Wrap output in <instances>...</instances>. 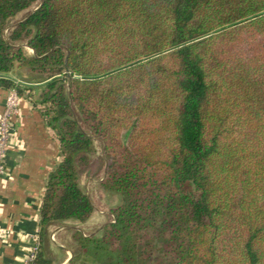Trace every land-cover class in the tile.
<instances>
[{"label":"trees","instance_id":"1","mask_svg":"<svg viewBox=\"0 0 264 264\" xmlns=\"http://www.w3.org/2000/svg\"><path fill=\"white\" fill-rule=\"evenodd\" d=\"M0 87L59 144L42 239L89 215L78 177L101 141L118 202L71 264H264V0H0ZM40 244L31 264H50Z\"/></svg>","mask_w":264,"mask_h":264},{"label":"crops","instance_id":"2","mask_svg":"<svg viewBox=\"0 0 264 264\" xmlns=\"http://www.w3.org/2000/svg\"><path fill=\"white\" fill-rule=\"evenodd\" d=\"M38 90L36 88L34 95ZM5 92L6 89L0 87V109ZM18 105L11 144L4 158L5 171L0 176V264H20L35 237L44 243L50 264H64L70 257L69 251L64 249L63 257L55 258L54 252L63 245L50 237V234L52 237L59 234L58 225L47 228L45 242L39 236L38 216L47 173L60 158L59 144L44 121L39 103L20 95Z\"/></svg>","mask_w":264,"mask_h":264},{"label":"rangeland","instance_id":"3","mask_svg":"<svg viewBox=\"0 0 264 264\" xmlns=\"http://www.w3.org/2000/svg\"><path fill=\"white\" fill-rule=\"evenodd\" d=\"M34 7V4L20 10L11 16L7 21V26L4 29V34L9 35L10 29L15 22L20 20L30 9ZM23 50L29 54L30 48L27 47L24 43H22ZM15 70H18V67H14ZM22 67L20 70L24 72L25 69ZM93 137L94 150L89 154V162L82 166L81 171L78 177V183L80 187L86 192L90 201L92 203V209L89 215L83 220H77L71 218V221H60L57 223H52L47 226V228H51V225H58L57 229L59 230V234H55L54 240L56 242L61 243L63 247H57L54 245V257L59 259L63 257L64 249L68 250L70 253V257H72L73 253H78L77 251H82L81 246L78 244V237L81 235H89L92 233L97 234L100 226L106 221H111L113 218V214L111 213V208L118 202L117 193L107 188L103 185V174H104V165L100 172H95L97 165L100 163L99 161V151L101 149V141L97 135L91 134ZM74 220V221H73ZM72 225L73 227L70 228ZM49 231V230H48ZM48 231H46L43 241H47L48 239ZM56 247V248H55ZM53 255V253H52ZM69 257V259H70ZM82 257V258H81ZM84 257V258H83ZM90 256L88 254L78 255L72 261L74 264H90ZM69 259L65 261L64 264H71Z\"/></svg>","mask_w":264,"mask_h":264},{"label":"built area","instance_id":"4","mask_svg":"<svg viewBox=\"0 0 264 264\" xmlns=\"http://www.w3.org/2000/svg\"><path fill=\"white\" fill-rule=\"evenodd\" d=\"M19 98L14 88H8L5 92L2 108L0 109V176L5 171V154L11 144L14 131V117L18 113ZM113 218H111L112 221ZM52 238V234H50ZM39 239L35 237L27 250L25 259L20 264H31L39 249Z\"/></svg>","mask_w":264,"mask_h":264}]
</instances>
